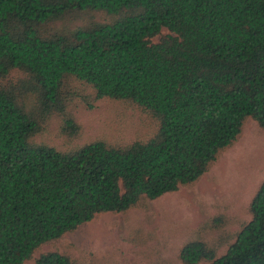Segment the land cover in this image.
Returning a JSON list of instances; mask_svg holds the SVG:
<instances>
[{"label":"trees","instance_id":"1","mask_svg":"<svg viewBox=\"0 0 264 264\" xmlns=\"http://www.w3.org/2000/svg\"><path fill=\"white\" fill-rule=\"evenodd\" d=\"M102 100L152 130L81 144L75 104ZM251 119L264 130V0H0V264L197 184ZM250 213L222 256L190 242L182 264H264V181Z\"/></svg>","mask_w":264,"mask_h":264},{"label":"rangeland","instance_id":"2","mask_svg":"<svg viewBox=\"0 0 264 264\" xmlns=\"http://www.w3.org/2000/svg\"><path fill=\"white\" fill-rule=\"evenodd\" d=\"M167 34L164 29L162 35ZM75 114L81 144L104 135L132 141L152 130L149 121L115 101H99L91 110L77 102ZM263 181L264 130L251 119L240 139L197 184L124 214L100 215L44 244L24 264L50 252L68 254L77 264H182L181 249L196 241L221 247L222 256L251 221L250 204Z\"/></svg>","mask_w":264,"mask_h":264}]
</instances>
